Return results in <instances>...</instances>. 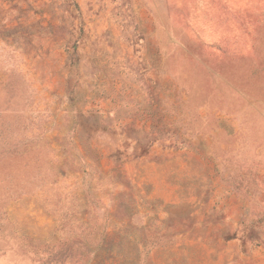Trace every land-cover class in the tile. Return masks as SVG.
<instances>
[{"label":"rangeland","instance_id":"obj_1","mask_svg":"<svg viewBox=\"0 0 264 264\" xmlns=\"http://www.w3.org/2000/svg\"><path fill=\"white\" fill-rule=\"evenodd\" d=\"M0 264H264V0H0Z\"/></svg>","mask_w":264,"mask_h":264}]
</instances>
